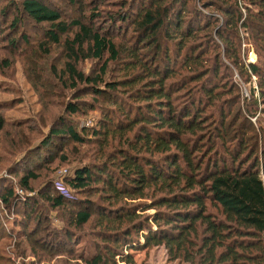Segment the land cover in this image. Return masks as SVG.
<instances>
[{
  "label": "trees",
  "instance_id": "16d2710c",
  "mask_svg": "<svg viewBox=\"0 0 264 264\" xmlns=\"http://www.w3.org/2000/svg\"><path fill=\"white\" fill-rule=\"evenodd\" d=\"M99 1L66 0L73 8L66 19L42 0L0 2L1 25L11 15L6 31L13 35L0 42L26 55L38 47L44 58L59 47L60 69L50 64L45 75L56 79L51 87L71 91L63 110L71 117L98 113L90 126H49L38 147L51 138L65 143L37 151L35 162L19 161V171L11 172L30 191L39 168L71 157L75 165L58 181L64 192L47 177L18 203L13 184L2 179L0 200L17 210L20 230L5 231L0 222V259H7L3 244L14 240L27 245L22 255H35L18 264H135L122 248L158 244L169 259L188 264H264V146L248 144L244 124L264 112V0H118L117 10L104 14ZM24 16L47 24L38 42L21 37ZM250 51L255 59L245 61ZM221 56L237 67L248 95L231 77L217 78ZM86 60L94 65L90 72L80 66ZM42 86L41 95H54ZM22 122L9 126L31 128ZM4 123L0 118V131ZM25 136L9 138L8 155ZM96 190L98 200L87 198ZM137 198L144 201L132 202ZM148 209L154 212L142 216ZM31 212L48 222L56 244L32 239L40 229L38 223L26 229ZM52 218L59 227L50 226ZM87 224L98 227L89 232L94 239L89 250H76L89 236L81 232ZM32 241L46 250L38 253Z\"/></svg>",
  "mask_w": 264,
  "mask_h": 264
},
{
  "label": "rangeland",
  "instance_id": "374dc122",
  "mask_svg": "<svg viewBox=\"0 0 264 264\" xmlns=\"http://www.w3.org/2000/svg\"><path fill=\"white\" fill-rule=\"evenodd\" d=\"M42 1L45 4L50 5L49 6L50 8L57 10L61 18L63 19L70 17L71 13L73 12L72 6L68 5L66 3V0H42ZM0 2L1 4H4L5 0H0ZM117 2L118 0H100L98 4L100 14L107 13L111 10H117V7L115 6ZM84 12L86 13V11ZM3 17L4 16L1 15L0 13V37L7 39L8 37L13 36L10 35L12 33L11 31H6L7 22L9 21L11 15L8 16L7 18L8 20L6 21V23L1 25L2 24L1 20ZM24 18L27 17L24 16ZM24 18H23L24 20L23 25H21V29L23 30V36L21 34V37L25 38L26 36L30 43L35 42L36 39L39 36H41L39 34L40 29H43L45 26H47V24L45 22H42L39 23L38 25L37 24L35 25L30 19L28 18L24 19ZM29 22L32 24L31 26ZM100 22L102 24L103 20H101ZM162 34H163V30L159 33L160 37H158V41L161 44L163 43ZM213 38L214 40L218 39L214 34H213ZM36 42H38V40ZM22 45L23 44H20V46ZM213 54L214 52L208 53V55H213ZM62 56L63 55L61 49L56 46L47 49V57L44 58V53L41 52L38 47L33 50L32 55L30 54L26 55L23 52L17 53L14 50H9L5 46V42H0V118H2V120L5 122L2 126V130L0 131V135L3 138L2 139L0 137V143H1L0 145H2L0 146V154H1L0 158L1 157L6 158V159H2V161L0 162V185L2 184V179H4L6 183L10 181L14 187L15 185H17L16 181L18 179V173L16 175H13L11 172L13 171L18 172L20 168V164L25 166L29 165L30 161L35 162V160H37V156H36L37 151L40 152L46 151V148H48V146H49V150H54L55 146H60L65 143L64 140L61 139L58 140V138H51V140L53 141L48 143L47 147L44 148L38 147V144L42 142L41 139H43V137L46 135L49 126L52 127L56 125V127H59L60 125H63L65 127L66 125H70L71 123H75V122H79L80 124L84 123L85 125L89 124L90 126L94 124L95 119L98 117V113L96 111H89L85 116L74 115L71 117L68 116L67 112L63 110L65 103L67 101H71V91L69 89L66 90L60 89L56 84H54V86L51 87L52 83L56 82V79L51 75H49L48 77H46L45 75L48 72L50 64L55 66L56 70L60 69L59 64L61 63ZM221 57L223 60L221 61L222 65H220L221 67L218 70L217 78L218 75L219 78L223 80L231 77L233 82L235 81L236 84L239 86L238 90H240V92H242V94L245 96L248 93L247 84L243 82L241 76L239 75L237 67H234L232 64H230L226 56H221ZM224 57L226 59H224ZM254 59L255 56L250 51L246 54V59L244 60L253 61ZM211 62L212 60L209 63ZM80 66L84 70V72H90L94 68V65H92L91 61L89 60L83 61ZM109 66H110L109 68H113L116 66V64L114 65L113 63H110ZM37 69L40 71H37ZM112 72H113L112 74H114V72L117 73V70L114 71L113 69ZM234 75L235 78L233 79L232 76ZM106 76H108V74ZM36 82H37V86L39 85L42 88H44L42 84H45L49 88L50 92H52V94L54 95L51 97L49 96L48 98H46L45 95H41L39 92L40 89H38V87L34 85ZM83 99L89 100L90 96L83 95ZM260 107H264V104L260 105ZM248 120H250L252 125L247 123L246 120L244 121L245 129L247 132L246 133L247 142L248 144L254 142V146H256V150H259L260 147L264 146V112H259L258 109L255 114L249 116ZM18 121H23L22 122L23 126L26 124L27 125L31 124L32 126L31 128L28 127V128H17V129H14L13 127L9 126L11 122H18ZM242 122L243 121H241L240 124H242ZM26 133L28 136L23 137L24 143L22 144L18 142L14 146V148L18 152L14 153L15 154L14 156L8 155L9 152L8 150L5 149V147L8 148L7 142H9V138H11L12 136L19 138L20 135L23 136ZM27 144H29L28 145L29 149L33 148L28 152L24 150ZM12 145H14V142H12ZM35 146H37L36 149ZM228 146L231 148L235 147L234 143H231ZM3 149H5L4 152L2 151ZM80 149L83 150L84 148L80 147ZM56 162L57 161H55V163L48 164V166L44 167V170L39 168L36 171L37 174L40 175L39 176L40 178L32 182L33 189L30 190V196L35 194L36 190L40 186H42L41 182H43V180H45L47 177L59 181L63 176H65V174H69L71 172V167L75 165V162L71 163V157H69L68 164H59L57 167H55ZM47 167L49 168L48 170H46ZM16 195H18V197H16V199H18L17 201L18 203H21L22 200L26 198V196H21L19 194ZM98 196L101 195L100 192L96 190L90 195H88L87 198H89L90 200H98ZM142 201H144V199L141 198L132 200V202L134 203L142 202ZM119 204H123V202H120ZM162 209L164 208L162 207ZM16 211L17 210H12V207L10 205L9 206L5 205L0 200V215H1L0 222L5 231L11 230L12 227L14 228V230H20V227L17 226L19 223L17 222L18 220L17 218L20 217L18 216V214H15ZM153 212L154 209H148L141 213L142 216L145 215L150 216ZM92 213L94 212L92 211ZM49 214L53 217L54 211L50 210ZM29 218L31 220H27L28 227H26V229L27 230L30 229V227L34 226L37 223L39 224L38 227L40 229L35 235H33L32 239L39 240L44 238L46 240L51 241L52 244H56L58 242V238H57L58 236H54L53 234H51V232L47 228L48 222H46L44 218H42L41 216H39V218L35 217V214L33 212L29 213ZM52 219L53 220L50 222V226L59 227L61 222L58 219L57 220H55L54 218ZM20 221L21 224H23L24 226L25 225L24 220H20ZM93 229L97 230L98 227H94L93 224H87L84 227H82L81 232L84 234L86 233L88 234L89 232H92ZM80 239L81 241H79L78 244L75 246V248H77L76 250H78V248L81 247H84L86 248V250H89L88 249L90 245L89 240L94 239L93 235L89 233L88 237H84ZM30 244L37 247L36 250H38V253L41 250H46L47 247V246L45 247L39 246L36 244V242L33 241L30 242ZM70 244L72 245L73 243ZM3 249H4V253H2L1 255L7 257V259L6 260L0 259V264H18L21 262L27 263L29 260L35 259V255L34 256L31 255L29 252L26 255H22L23 251L27 249V245L25 244V242L16 243L14 242V240L7 241L6 243L3 244ZM122 252H128L131 255L132 258L131 260H133L135 264H188L187 262H183L178 259H169L167 251L162 244L151 245L145 248L143 247L134 250L129 249L126 251L123 250L122 248ZM37 261H39V259H37ZM118 262L119 263L117 264H127L122 261H118ZM39 264H44V262L42 261Z\"/></svg>",
  "mask_w": 264,
  "mask_h": 264
},
{
  "label": "built area",
  "instance_id": "2783aa9c",
  "mask_svg": "<svg viewBox=\"0 0 264 264\" xmlns=\"http://www.w3.org/2000/svg\"><path fill=\"white\" fill-rule=\"evenodd\" d=\"M55 183V185L57 186V188L61 191L64 192L63 188L61 187V185L59 184V182L57 180L53 181ZM13 192L15 194H19L21 196H30V191H26V190H22L21 188H19V186L15 185L13 187ZM18 196V195H17Z\"/></svg>",
  "mask_w": 264,
  "mask_h": 264
}]
</instances>
